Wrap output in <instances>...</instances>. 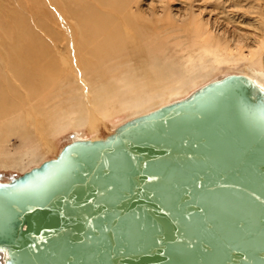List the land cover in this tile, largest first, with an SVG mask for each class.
Listing matches in <instances>:
<instances>
[{
  "label": "water",
  "instance_id": "1",
  "mask_svg": "<svg viewBox=\"0 0 264 264\" xmlns=\"http://www.w3.org/2000/svg\"><path fill=\"white\" fill-rule=\"evenodd\" d=\"M6 264H264V89L231 74L0 181Z\"/></svg>",
  "mask_w": 264,
  "mask_h": 264
},
{
  "label": "bare ground",
  "instance_id": "2",
  "mask_svg": "<svg viewBox=\"0 0 264 264\" xmlns=\"http://www.w3.org/2000/svg\"><path fill=\"white\" fill-rule=\"evenodd\" d=\"M31 1L34 6H48L44 0L38 5L37 0ZM50 3L59 11L64 30L49 32L45 21L39 25L37 17L22 11L9 10L3 18V169L28 173L45 162L39 154L42 146L50 152L54 140L64 133L96 134L100 125L121 114L135 118L186 98L223 65L235 69L244 64L247 68L238 73L264 89V19L259 20L261 24H250L252 32L235 30L233 39L199 28L187 40L192 27L181 29L184 25L177 23L198 21L199 16L191 11L174 18L151 10L147 18L146 13H135L138 3L134 0ZM7 26L12 30L8 32ZM13 137L20 139V145L12 151L8 145ZM7 257L0 251V264H6Z\"/></svg>",
  "mask_w": 264,
  "mask_h": 264
},
{
  "label": "rangeland",
  "instance_id": "3",
  "mask_svg": "<svg viewBox=\"0 0 264 264\" xmlns=\"http://www.w3.org/2000/svg\"><path fill=\"white\" fill-rule=\"evenodd\" d=\"M37 1L38 2L36 5H38L41 0H37ZM90 1L92 2V0ZM134 1L138 3L136 5L137 8L135 7V13L139 15H143L144 13H146L144 14V16L147 15V18H150V16L148 15L151 12V10H153L154 13L157 12L160 13L161 16H163V14L165 13L164 16H168L169 14H171L172 17H174V15L176 14L183 17L186 13L190 11L194 12L196 16L199 17H197L198 21L192 20V22H194L192 23V25L191 24L188 25L189 21L186 22V20L179 21L178 23L177 21H175L177 24L184 25L182 26L181 29L183 28L185 29L188 26L192 27L191 30H189L187 33V35H189V38L187 40H192L194 38V34L199 28L201 30H206V31L211 30V33L215 34L216 36H220L221 33H225L227 38L233 39L235 30L238 34H246L252 32L253 29L250 26L254 24V22L256 24H261L259 20L264 19V0H134ZM44 2L45 4H48V6L46 7L43 6L44 7L43 8V7L34 6L31 0H0V38H4L5 36L4 30H2L3 18L9 15V10L22 11V14L26 13L31 18L37 17L39 21V25L45 21L44 23L47 26L49 32L64 30L66 27L61 22L62 18H60L59 11L57 10V8L51 5L50 0L47 1L44 0ZM4 11L6 12V15ZM185 17L187 18V16ZM9 29L10 31L12 30L10 26H7L8 32ZM45 35L46 34L43 35L40 32V37H42V39L44 40H48V38ZM236 36L237 35H235V37ZM221 37L225 39V37L223 36ZM222 38H220V40H223ZM227 38L226 40H228ZM244 50L246 51L245 53H247V49ZM262 60L264 66V55ZM249 66L255 68V66L253 65H249ZM246 68L247 67H245L244 64L236 67L235 69H229L227 68L226 65H223V67H220L218 71L211 74L210 78H206V80L199 86V88L198 87L197 88L200 89L206 84L219 80L227 75L239 74L238 72L242 73V71H244ZM256 69L258 71L260 70V68H256ZM188 89L189 87L186 88L187 91H189ZM192 93L194 92H191V94ZM191 94H189V96ZM183 99L177 101H181ZM131 119L134 118L132 117L128 118V114L127 115L121 114L113 122L109 121L106 124L100 125L99 131L96 134L95 133L90 134L87 131L84 133H80V132L78 133L72 130L68 131L69 133L66 132L54 140L56 142L55 145H53V148L50 152H48L46 147L42 146L41 148L42 150L40 151L39 154L45 158V162L50 159H54L59 155V153L66 144L74 140H98L105 138L106 136L110 135L120 125L124 124L125 122ZM19 145H20V139H18L17 137H13L8 145V150L13 151ZM20 175L21 174L17 170L15 171L12 169H3L0 167L1 182L9 181Z\"/></svg>",
  "mask_w": 264,
  "mask_h": 264
}]
</instances>
